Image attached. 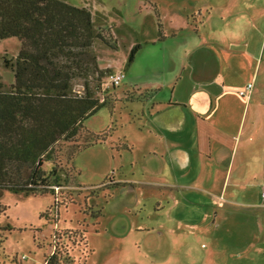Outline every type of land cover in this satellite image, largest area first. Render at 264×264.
Wrapping results in <instances>:
<instances>
[{"label":"rangeland","instance_id":"obj_1","mask_svg":"<svg viewBox=\"0 0 264 264\" xmlns=\"http://www.w3.org/2000/svg\"><path fill=\"white\" fill-rule=\"evenodd\" d=\"M65 1L88 8L105 37L93 44L99 67L108 69L98 92L105 107L84 120L72 141L57 142L53 159L43 163L46 172L54 165L60 171L63 182L54 194L0 191V226L12 228L0 230V264H43L57 248L73 264H259L256 245L237 243L222 215L209 227V213L195 203L199 197L183 196L170 186L174 181L153 174L164 165L143 160L142 89L121 95L130 89L128 72L117 87L108 75L136 44L142 49L131 71L151 59L156 64V36L182 27L186 18L199 31H264V0ZM19 45L15 37L0 40L5 86L13 74L3 63Z\"/></svg>","mask_w":264,"mask_h":264},{"label":"crops","instance_id":"obj_2","mask_svg":"<svg viewBox=\"0 0 264 264\" xmlns=\"http://www.w3.org/2000/svg\"><path fill=\"white\" fill-rule=\"evenodd\" d=\"M185 21L156 36V64L133 72L134 60H120L116 72L130 84L120 94L142 89L143 160L164 165L153 174L199 197L209 227L222 215L264 264V31H199Z\"/></svg>","mask_w":264,"mask_h":264},{"label":"trees","instance_id":"obj_3","mask_svg":"<svg viewBox=\"0 0 264 264\" xmlns=\"http://www.w3.org/2000/svg\"><path fill=\"white\" fill-rule=\"evenodd\" d=\"M8 37L20 45L3 63L13 82H0V191L54 194L60 171L54 165L46 172L43 163L53 159L57 142L72 141L84 120L105 107L98 92L108 69L99 67L93 44L106 40L88 8L65 0H0V40ZM0 230L12 228L6 223ZM43 264L73 261L57 248Z\"/></svg>","mask_w":264,"mask_h":264},{"label":"built area","instance_id":"obj_4","mask_svg":"<svg viewBox=\"0 0 264 264\" xmlns=\"http://www.w3.org/2000/svg\"><path fill=\"white\" fill-rule=\"evenodd\" d=\"M124 77V74L122 72H113L108 75V80L111 85H119ZM252 88V83H247L243 88L238 90V94L240 96H244L248 91H250ZM262 199L264 200V190L261 193Z\"/></svg>","mask_w":264,"mask_h":264}]
</instances>
